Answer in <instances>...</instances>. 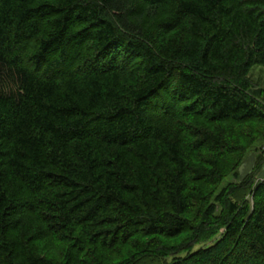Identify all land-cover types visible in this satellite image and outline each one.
Wrapping results in <instances>:
<instances>
[{"label":"trees","instance_id":"1","mask_svg":"<svg viewBox=\"0 0 264 264\" xmlns=\"http://www.w3.org/2000/svg\"><path fill=\"white\" fill-rule=\"evenodd\" d=\"M254 66L264 0H0V264H264Z\"/></svg>","mask_w":264,"mask_h":264},{"label":"rangeland","instance_id":"2","mask_svg":"<svg viewBox=\"0 0 264 264\" xmlns=\"http://www.w3.org/2000/svg\"><path fill=\"white\" fill-rule=\"evenodd\" d=\"M250 79L251 82L253 84H255V86L257 88H263L264 89V67L261 66H254L251 71H250ZM231 126V124H230ZM232 129L239 132V127L240 125L238 124H232ZM237 134V133H236ZM235 134V136H236ZM257 140V139H256ZM255 140V141H256ZM257 154L258 152L255 149H252L247 156L245 157V160L241 163L240 167H239V174H240V180L245 178L248 174H250L256 164L257 161ZM236 154L230 156V157H225L227 159H229L227 162H225V159L223 160L225 163L223 164V170H221V173L224 174L225 179L227 180H231L232 179V175L231 172H233V165L236 162ZM229 163V164H228ZM247 169V170H246ZM258 176L264 177V166L262 167L261 171L259 172ZM225 181H222V184H224ZM211 183H207V185H210ZM184 235V234H183ZM181 235L178 238L175 239H170V240H163V244H166L168 247H174L176 245H178L179 243H181L182 241L185 240V237ZM65 248H67L66 246L61 247L59 249H63L62 251H58V255H61L58 264H78V262L80 264H90V262H88L85 257V255L81 256V258L79 259V261H76L77 255H73L72 254V250H65ZM69 253V254H68ZM134 257L132 250L129 251V248L127 249H123V250H115L113 252H111L110 256L107 259V263L106 264H125L127 262L130 261V258ZM136 257V256H135ZM134 257V258H135ZM129 259V260H128ZM133 259V258H132ZM131 259V260H132ZM75 261V262H74ZM134 261V259L132 260ZM131 261V263H132ZM133 264V263H132Z\"/></svg>","mask_w":264,"mask_h":264},{"label":"bare ground","instance_id":"3","mask_svg":"<svg viewBox=\"0 0 264 264\" xmlns=\"http://www.w3.org/2000/svg\"><path fill=\"white\" fill-rule=\"evenodd\" d=\"M247 170V169H246Z\"/></svg>","mask_w":264,"mask_h":264}]
</instances>
